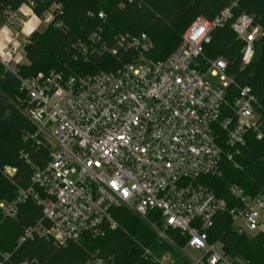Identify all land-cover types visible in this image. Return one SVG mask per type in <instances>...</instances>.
<instances>
[{"label":"built area","instance_id":"2783aa9c","mask_svg":"<svg viewBox=\"0 0 264 264\" xmlns=\"http://www.w3.org/2000/svg\"><path fill=\"white\" fill-rule=\"evenodd\" d=\"M35 1L4 14L21 25L24 18H36L45 27L61 14V6L53 4L36 16ZM138 2L121 0L117 7ZM235 6L209 21L195 19L162 61L145 58L153 44L144 33L100 36L106 17L99 12L102 23L76 46L85 61L108 56L120 65L92 75L38 72L23 79L16 70L19 50L3 48L0 63L19 83L21 114L35 129L24 139L38 158L35 163L22 154L31 168L30 184L18 188L12 201H0L5 219H14L29 201L40 210V220L24 230L17 247L36 239L63 247L83 236L102 237L118 227L112 211L126 209L147 224L159 244L175 247L174 232L184 239L179 253L188 264H247L227 258L219 242H210L220 214L230 217L237 235L246 236L261 232L264 217V188L250 194L228 185L227 202L209 186L222 176L223 163L242 170L238 159L248 154L251 141L264 145V108L229 74L226 58L205 54L212 32L228 27L242 46L240 68L250 64L264 29L245 13L234 16ZM21 7L29 13L18 18ZM208 75L218 78L216 88L206 83ZM260 161L264 164V149ZM5 173L12 177L15 170ZM186 249L198 257H188ZM141 256L147 264H174L168 252L156 255L141 247ZM89 263L106 264L96 255Z\"/></svg>","mask_w":264,"mask_h":264},{"label":"trees","instance_id":"16d2710c","mask_svg":"<svg viewBox=\"0 0 264 264\" xmlns=\"http://www.w3.org/2000/svg\"><path fill=\"white\" fill-rule=\"evenodd\" d=\"M121 0H36L33 13L42 15L53 4L61 6L42 32H33L23 44V58L16 67L17 74L30 79L36 73L61 72L64 75H92L110 71L120 65L116 58L104 56L84 60L82 48L77 42H85L102 23L96 14L102 12L106 19L100 36L114 34L137 35L144 33L153 47L146 59L162 61L180 44V37L197 18L212 20L220 11L235 3L233 15L245 13L264 29V0H138V3L119 9ZM26 0H0V16L16 11ZM93 13L94 16L88 15ZM241 44L235 41L232 31L225 27L212 32L210 43L205 47L209 58L223 56L229 63V74L239 86L247 87L264 108V37L255 44L250 64L241 69L239 51ZM129 57L123 58V61ZM23 99L19 83L0 63V201L10 202L18 188L30 184L31 168L22 157L37 163L32 142L24 136L35 129L21 114ZM264 145L257 147L251 141L248 154L238 159L242 170L223 163L222 176L213 179L210 188L229 202L227 186L236 185L247 193L255 194L264 188V164L260 155ZM6 169H14L12 177ZM264 194V190H263ZM118 227L106 230L99 238L83 236L77 243L56 247L45 239L26 241L19 247L17 242L24 230L40 220V210L32 202L23 204L14 219H5L0 213V263L21 264H90L92 255L106 264H147L142 259L141 247L161 255L168 252L174 264H188L179 253L184 239L172 233L175 247L159 244L156 235L147 224L126 209L112 211ZM210 242H219L224 256L247 264H264V232L252 236L237 235L231 228L230 217L220 214L210 231ZM3 256H8L6 261Z\"/></svg>","mask_w":264,"mask_h":264},{"label":"crops","instance_id":"0c3cea01","mask_svg":"<svg viewBox=\"0 0 264 264\" xmlns=\"http://www.w3.org/2000/svg\"><path fill=\"white\" fill-rule=\"evenodd\" d=\"M20 12H16V17L22 18L21 13L27 14L29 13L24 7L19 9ZM1 24L0 25V52L4 47H15L19 50L21 59L23 58V44L26 38H28L33 32L38 31L42 32L45 29V25L38 19L30 17L29 19H25L23 24H18L17 20L13 21L10 18V14H3L1 16ZM43 25L42 29L38 27ZM28 27H32V32L28 33ZM5 32L7 34V39L4 38Z\"/></svg>","mask_w":264,"mask_h":264},{"label":"rangeland","instance_id":"374dc122","mask_svg":"<svg viewBox=\"0 0 264 264\" xmlns=\"http://www.w3.org/2000/svg\"><path fill=\"white\" fill-rule=\"evenodd\" d=\"M1 20H2V19H1V16H0V25H2V24H1ZM38 28H39V29H42V28H43V25L39 26ZM206 83H207L209 86H211L212 88H216V87L218 86V84H219V80H218L217 77H212V76L208 75V76L206 77ZM258 231L264 232V217L262 218V222H261V224H260V226H259V228H258ZM185 254H186L188 257H190V258H197V257H198L197 253L194 252V251L191 250V249H186V250H185Z\"/></svg>","mask_w":264,"mask_h":264},{"label":"snow or ice","instance_id":"6c2138e0","mask_svg":"<svg viewBox=\"0 0 264 264\" xmlns=\"http://www.w3.org/2000/svg\"><path fill=\"white\" fill-rule=\"evenodd\" d=\"M32 30H33V29H32V27H28V29H27L28 33H31V32H32ZM248 39H250V40H251V39H253V37H252V36H249V37H248ZM221 67H222V65H221ZM121 139H122V137H121ZM113 187H115V184H113ZM124 195H125V196H127V195H128V193H127V192H125V193H124ZM174 223H175V221H174V220H169V224H174ZM253 227H255V225H253Z\"/></svg>","mask_w":264,"mask_h":264},{"label":"clouds","instance_id":"9594fccd","mask_svg":"<svg viewBox=\"0 0 264 264\" xmlns=\"http://www.w3.org/2000/svg\"><path fill=\"white\" fill-rule=\"evenodd\" d=\"M53 7H58V5H54ZM48 19L50 20L51 19V16L48 17ZM4 38L7 39V34L5 32V35H4ZM9 171H14L13 169H9Z\"/></svg>","mask_w":264,"mask_h":264}]
</instances>
